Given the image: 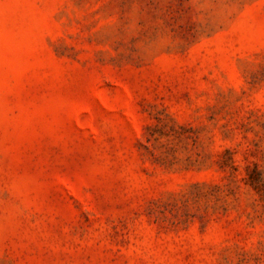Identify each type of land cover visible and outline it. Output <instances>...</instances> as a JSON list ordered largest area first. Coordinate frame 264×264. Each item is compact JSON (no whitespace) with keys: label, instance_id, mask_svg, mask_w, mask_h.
Instances as JSON below:
<instances>
[{"label":"rangeland","instance_id":"374dc122","mask_svg":"<svg viewBox=\"0 0 264 264\" xmlns=\"http://www.w3.org/2000/svg\"><path fill=\"white\" fill-rule=\"evenodd\" d=\"M0 264H264V0H0Z\"/></svg>","mask_w":264,"mask_h":264}]
</instances>
